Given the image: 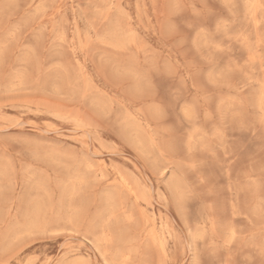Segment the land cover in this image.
<instances>
[{"label": "rangeland", "instance_id": "374dc122", "mask_svg": "<svg viewBox=\"0 0 264 264\" xmlns=\"http://www.w3.org/2000/svg\"><path fill=\"white\" fill-rule=\"evenodd\" d=\"M263 117L264 0H0V264H264Z\"/></svg>", "mask_w": 264, "mask_h": 264}, {"label": "bare ground", "instance_id": "6f19581e", "mask_svg": "<svg viewBox=\"0 0 264 264\" xmlns=\"http://www.w3.org/2000/svg\"><path fill=\"white\" fill-rule=\"evenodd\" d=\"M255 3H256V2H255ZM247 4H248V3H247ZM249 8H251V7H249ZM249 12H250V11H249ZM255 21H256V20H255ZM255 25H256V24H254V26H255ZM256 27H257V26H256ZM256 29H257V28H256ZM259 43H260V42H259ZM251 57H252V56H251ZM252 59H253V58H252ZM263 118H264V117H263ZM149 157H150V156H149ZM113 165H114V164H113ZM119 184H120V183H119ZM151 190H152V189H151ZM128 194H129V193H128ZM139 201H140V200H139ZM135 205H136V204H135ZM137 207H139V206H137ZM138 210H139V209H138ZM140 211H141V210H140ZM140 211H139V212H140ZM141 213H142V212H141ZM139 214H140V213H139ZM141 218H142V217H141ZM142 221H143V219H142ZM147 222H148V221H147ZM147 222H146V223H147ZM142 223H143V222H142ZM151 231H152V230H151ZM151 231H150V232H151ZM153 234H154V233H153ZM154 236H155V235H154ZM153 238H154V237H153ZM151 239H152V238H151ZM200 239H201V238H200ZM156 242H157V241H156ZM102 243H103V242H102ZM158 248H159V247H158ZM159 251H160V250H159ZM63 260H64V259H63Z\"/></svg>", "mask_w": 264, "mask_h": 264}]
</instances>
